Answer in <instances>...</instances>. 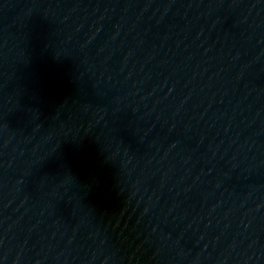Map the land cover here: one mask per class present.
I'll list each match as a JSON object with an SVG mask.
<instances>
[{"label": "water", "instance_id": "95a60500", "mask_svg": "<svg viewBox=\"0 0 264 264\" xmlns=\"http://www.w3.org/2000/svg\"><path fill=\"white\" fill-rule=\"evenodd\" d=\"M234 264H264V0H259L253 134L247 188Z\"/></svg>", "mask_w": 264, "mask_h": 264}]
</instances>
